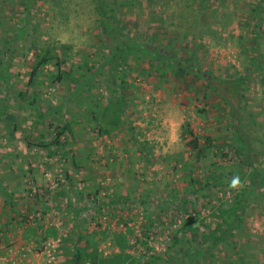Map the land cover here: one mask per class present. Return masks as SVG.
Segmentation results:
<instances>
[{
    "label": "rangeland",
    "instance_id": "rangeland-1",
    "mask_svg": "<svg viewBox=\"0 0 264 264\" xmlns=\"http://www.w3.org/2000/svg\"><path fill=\"white\" fill-rule=\"evenodd\" d=\"M100 1L0 0V264H59L76 230L105 235L104 255L120 234L132 255L170 262L187 225L185 238L209 244L212 213L254 169L235 250L264 264V0ZM104 20L166 57L115 52ZM49 46L58 64L28 83ZM120 98L119 123L99 126L90 111L100 119ZM237 122L254 149L243 181L201 189L211 173L239 168ZM211 255L208 264H238L222 245Z\"/></svg>",
    "mask_w": 264,
    "mask_h": 264
},
{
    "label": "trees",
    "instance_id": "trees-1",
    "mask_svg": "<svg viewBox=\"0 0 264 264\" xmlns=\"http://www.w3.org/2000/svg\"><path fill=\"white\" fill-rule=\"evenodd\" d=\"M100 7H104V0L100 1ZM106 26V37L108 38L112 49L116 51H120L123 53H130L134 52V55H140L149 57L150 60H155V58L160 56V58L166 57L165 54L159 51V49L149 43H143L140 41H133L127 34L122 32L117 26L110 25L106 20H104ZM53 47H47L42 49L38 55V60L32 66V69L29 73V80L28 83H32L33 79L37 75L39 67L44 66L52 61V59H56V63L58 64V56L53 54ZM170 55V54H169ZM168 61L173 63V59L171 56H167L166 58ZM177 63H181L179 69L184 68L185 63L179 59ZM187 66V65H186ZM53 78H57L61 80V74L57 72ZM125 101L122 98L116 100L114 103L110 102L109 105L103 107V112H101V117L104 119L103 122L101 121L102 118H98L95 112H91V116L94 121H97V124L101 127H105L104 129L110 128L115 126L119 123L120 118L123 116V105ZM1 113V111H0ZM107 119V120H106ZM104 123V125H103ZM238 123V128L236 129V138H235V149L236 152L240 151L241 153L245 152L243 155H239V162L240 166L236 170L229 171L225 173V175H221L223 177L216 178L213 173L210 174L209 177L204 179V183L201 186L211 188L217 187L221 184H230L232 185L233 178H238V183L242 182L244 176L246 175V171H244V167L250 166L252 163L254 152L253 147L251 146L250 137H246L244 134V125L240 122ZM69 129V124L65 123L61 128V131ZM191 132V131H190ZM206 141L208 145H211V138L206 137ZM57 143L55 140L53 143ZM40 144L44 145L45 142H41ZM197 137L192 136L191 139L188 141V145L191 148H196L199 152L202 150L198 145ZM226 154V153H225ZM242 156V157H240ZM247 160V162L245 160ZM261 177L259 171L257 169L252 170L250 173V183L248 186H244L241 189L237 190L234 199L230 202V204H219L217 206V213L214 211L212 215L219 219V223L217 227L208 233L202 232V241H208L209 244L205 247H201L198 240L194 238H185L186 232L192 231L193 228L186 226L183 229V233L181 236H177L174 234L172 237V244L181 245L180 251L178 256L173 257L170 262L163 261V258L157 252L152 254L143 253L142 255H132L129 251L130 246H128V242L126 239L121 236L120 234H116V239L114 240L115 245L118 248V251L115 253H110L109 255H104L103 252L99 249L98 245L102 238L105 235L101 236L100 239H95L96 232H91L87 234H83L79 230L75 231L74 238L69 239L62 242V255L63 261L59 264H181L182 262H196L195 259L200 260V264H208L211 262L210 259L212 257V251L214 248L222 245L224 247L229 248L235 255H236V263L243 264L244 259H241L237 254V250H235L236 240L235 237L240 231L242 227V217L241 214L245 210L251 193L254 191L252 190L254 185L257 182V179ZM195 181V180H194ZM257 188V187H256ZM255 188V189H256ZM36 193V192H34ZM109 204V203H107ZM101 206H104L102 203ZM98 209H101L99 206ZM77 213V209L75 210ZM76 228V227H75ZM146 233V232H144ZM147 237V235H145ZM136 242L147 246V241L142 239H136ZM158 260H162L163 262L159 263ZM233 262V261H232Z\"/></svg>",
    "mask_w": 264,
    "mask_h": 264
},
{
    "label": "clouds",
    "instance_id": "clouds-1",
    "mask_svg": "<svg viewBox=\"0 0 264 264\" xmlns=\"http://www.w3.org/2000/svg\"><path fill=\"white\" fill-rule=\"evenodd\" d=\"M238 183V178H233V181H232V187H235L236 184Z\"/></svg>",
    "mask_w": 264,
    "mask_h": 264
},
{
    "label": "crops",
    "instance_id": "crops-1",
    "mask_svg": "<svg viewBox=\"0 0 264 264\" xmlns=\"http://www.w3.org/2000/svg\"><path fill=\"white\" fill-rule=\"evenodd\" d=\"M6 172H7V171H5V173H6ZM6 174H8V173H6ZM4 193H5L6 196H9V194H6V192H4ZM60 263H61V262H60Z\"/></svg>",
    "mask_w": 264,
    "mask_h": 264
}]
</instances>
